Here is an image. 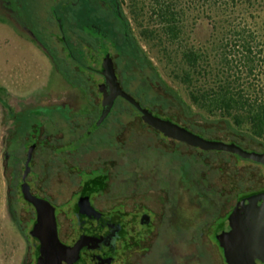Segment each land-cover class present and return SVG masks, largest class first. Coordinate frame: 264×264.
Instances as JSON below:
<instances>
[{
  "label": "rangeland",
  "instance_id": "1",
  "mask_svg": "<svg viewBox=\"0 0 264 264\" xmlns=\"http://www.w3.org/2000/svg\"><path fill=\"white\" fill-rule=\"evenodd\" d=\"M119 1L130 23L135 44L144 52L146 62L152 67L146 64L142 72L135 69L132 89L145 82H154L158 77L178 93L193 113H200L209 119L219 118L218 114H211L191 103L186 87L178 78L185 67L178 44L159 45L143 38L139 23L145 20L135 21L127 0ZM61 3L63 0H0V264H29L33 250L27 235L34 221V210L25 204L16 188V173L25 157L23 142L28 133L27 124L43 118L51 132L60 129L57 137L67 142L81 134L98 116L90 97H85L59 73L51 56L50 50L62 55L60 28L53 17L54 7ZM207 31L208 26L204 22L196 35L202 38ZM190 35L193 37L195 34ZM95 78L97 82L101 81L100 76ZM136 117L129 112L111 115L105 129L111 134V125H119L117 136L110 146L95 147L86 158L91 159L94 165L101 159L111 160V189L105 192L111 191V201H121L129 192L157 188L174 193L176 206L172 223L185 227H180V238L175 230H167L163 234L164 247L153 245L137 254L132 262L120 261V264H219L213 243L216 242L214 233L209 234L212 242L206 233L213 220L224 210L229 211L234 204L235 191L226 174H221L219 163L214 161L217 157L213 155L212 160L203 162L193 157V151L186 147L178 148L180 155L173 156L170 146L158 144L148 132L143 134L144 140L140 142V138L130 136L122 127ZM97 139L99 136L95 133L92 140ZM84 141L78 140V145L84 144ZM143 144L146 145L141 151ZM41 147H44L43 144ZM69 149L72 147L51 146L45 155L48 160L60 159L63 151ZM6 154L10 156L7 162ZM41 160L37 158L33 171L44 175L39 178L32 174L35 183L32 185L35 193L51 202L55 215L63 212L62 227L75 225L74 211H68L73 206L77 209L75 205H79L80 212L88 213L95 219L108 218L107 212L97 210L89 194L78 189L86 180L101 175L100 168L86 173L77 167H62L64 172H55L52 167L40 168ZM239 165L241 185L238 188L250 190L264 187L263 166L248 159L241 160ZM95 202L102 206L101 199L97 198ZM27 209L32 211L31 216ZM118 209L119 206H113L111 214L119 218ZM71 217L73 221H70ZM189 221L195 226L192 245L181 237L189 236L185 230Z\"/></svg>",
  "mask_w": 264,
  "mask_h": 264
},
{
  "label": "trees",
  "instance_id": "2",
  "mask_svg": "<svg viewBox=\"0 0 264 264\" xmlns=\"http://www.w3.org/2000/svg\"><path fill=\"white\" fill-rule=\"evenodd\" d=\"M127 2L134 20H145L144 23L143 20L139 23L143 38L159 45L174 42L178 44L185 65L178 78L186 87L191 103L205 108L211 114H218L219 118L209 119L200 113H193L178 93L158 77L154 82H145L132 89L135 69L142 72L146 64L151 66L146 62L144 52L135 44L130 23L119 0H63V3L54 7L55 14L61 19L58 24L64 51L62 55H57L46 48L51 51L59 73L85 97H90L99 116L101 91L95 78L98 67L96 61H100L107 54L111 56V63L114 64L108 70L115 77L119 89L135 99L143 109L185 128L200 140L233 144L248 152L264 154V0ZM204 22L208 26L207 35L198 38L196 31ZM191 33L195 35L190 37ZM120 112L137 116L122 127L130 136L136 135L140 138V142L144 140L143 134L148 132L158 144L170 146L173 156L180 155V147L192 150L193 157L196 156L203 162L212 160L213 155L216 156L214 161L219 163L221 174H226L235 191L234 204L227 217L246 198L264 193V187L250 190L238 188L241 181L239 162L248 159L264 167L263 162L229 151L204 149L189 144L181 135L174 134L175 129L170 125H151L146 122L129 100L117 95L111 115H118ZM97 118L87 128L96 132L91 136L87 130L82 132L85 140L82 146L78 145L76 137L63 143L55 140V135L50 132L53 137L52 144L57 148L72 147L63 151V154L68 156L69 161L77 162L78 155L87 147L94 149L97 145L108 143L109 133L101 129L109 125L110 119L98 125ZM36 122L28 123L27 131L34 129L37 143L42 144L49 128L43 118ZM119 127L117 124L111 125V143L117 136ZM95 133L99 139L92 140ZM145 145H142L141 151ZM36 147L47 152L41 145L33 143L28 146V150L24 151L25 167H20L16 173V188L25 204L35 210L30 232L41 242V255H46L56 245L57 223L56 215L51 210V202L35 193L32 185V174L39 178L44 175L36 171L31 173L28 166ZM157 147L160 149L161 145ZM76 162L68 168H80L81 164ZM83 169L89 170V173L92 170L87 167ZM105 176L106 174L95 175L86 180L81 191L90 196L93 192L102 191L107 186ZM75 207L79 224H84L89 214L80 212L79 205ZM120 218L111 216V223L121 222ZM95 221L110 222L109 217ZM222 261L220 259L219 264H224Z\"/></svg>",
  "mask_w": 264,
  "mask_h": 264
},
{
  "label": "flooded vegetation",
  "instance_id": "3",
  "mask_svg": "<svg viewBox=\"0 0 264 264\" xmlns=\"http://www.w3.org/2000/svg\"><path fill=\"white\" fill-rule=\"evenodd\" d=\"M53 17L57 19V23L61 22V19L57 14H55V12L53 13ZM63 51L64 49L62 48V52ZM96 63L98 66L96 68L97 75L101 77V81L97 82V84H105L106 79L104 73L111 75L108 67L111 68V66L114 65L113 63H111V56H107L106 54L103 58H101L100 61H96ZM107 94L110 95V97L106 100V105L104 106L102 104L103 93L101 92V97L99 100L101 103V110L97 118V122L104 111L109 109V112L105 119L98 125H101L104 121H106V119H110L111 117V108L113 106L115 98L111 100V90L108 87ZM91 123L92 121L87 128L91 127ZM87 128L85 130L88 131L89 136H91L92 133L96 132V130ZM101 130H103L104 132L109 131L105 128H102ZM50 132L51 130L49 129L47 136L44 138V141H42V144L46 151L47 148L51 146H54L56 148V145L52 144L53 137L50 135ZM59 133H61L60 129L53 132V134L55 135L54 139H58L63 142L61 138L57 137ZM36 136L37 133L34 131V129H31V131L26 134L23 142V151L28 150V146L33 143L35 145H41L40 143H37L38 140ZM81 139H84L82 133L76 135V141ZM26 141L29 142V145H26ZM107 141L108 144L103 145L110 146V133ZM99 146L101 145H97L96 147ZM92 150L93 149L87 147L83 152L81 151L80 155H78V161L76 162L69 161L66 154H62L61 156H59L60 159L48 160V157H46L45 155L47 152L43 153L41 148H35V152L28 163L31 173L33 171V167L37 166L36 160L38 157L42 159V167H48V169H50V167H54L56 168L55 172H64V170H62V167L71 166V164H74L75 162L81 164L80 170H83L86 173H89V170H84V167L91 166L90 168L92 170L100 168L102 174H106L105 177L107 186L100 192H93L90 197L94 201V204L98 211H101L103 213L107 212L109 214L108 217L110 222L99 223L96 222L93 217L88 215L85 219L84 224H79L76 217L75 208L73 206L68 211H74L72 217H74L76 221L75 225L73 226L72 224H70L69 227H62L61 214L63 212H61L59 216L56 215V245L53 246V249L47 251L48 253L46 255H41V242L37 239V237L31 234L29 228V234L27 236L28 239L32 241L31 244L33 249L29 264H120V261H122V263H129L132 262L133 258L138 257L141 252L147 251L148 248L153 245H160L161 247H164L165 243L163 241V234L167 230H175L177 236L180 238V227L185 226L172 223V215H174V208L176 206L175 194L170 191H165L162 188H157L155 190L146 192H129L124 198H122L121 201H111V191L105 193L106 190L111 189V160L101 159L95 163L96 165H94V162L91 159L86 158V156ZM9 157V154L5 155V162L9 160ZM21 163V167H25L26 159H23ZM78 189L81 190L82 186ZM97 198L101 199V207L95 202ZM116 205L119 206L118 213L121 217V222L111 223V216H115V214H111V210L113 209V206ZM31 212L29 211L30 216ZM227 215L228 211L224 210V212H222L217 218H215L212 224L208 226L210 227V230L208 231V233H206V236L210 241L211 239L209 238V234L214 233L216 241L213 242L215 252L219 257V260L223 259L224 264H226V262L223 257L222 249L219 245V241L222 237H224L228 229ZM122 216H125V220H122ZM72 217L70 221H73ZM29 219H31V217H29ZM186 227L187 229L185 230H187L189 236L181 237L183 239L186 238L188 244L192 245V243H194L195 237V226L192 221H189ZM212 227H214V230H212ZM217 227L220 228L217 229Z\"/></svg>",
  "mask_w": 264,
  "mask_h": 264
},
{
  "label": "water",
  "instance_id": "4",
  "mask_svg": "<svg viewBox=\"0 0 264 264\" xmlns=\"http://www.w3.org/2000/svg\"><path fill=\"white\" fill-rule=\"evenodd\" d=\"M104 75L106 83L99 85V90L103 93L102 104L104 106L110 97L107 94L108 87L111 90V100L117 95L123 96L142 113V118L146 122L151 125L157 123L170 125L175 129L173 133L181 135L189 144L204 149L229 151L264 163L263 153L248 152L233 144L200 140L185 128L154 116L148 110L143 109L135 99L119 89L112 74L104 73ZM108 112L109 109L101 114L97 124L105 119ZM219 245L226 264H264V193L250 196L235 207L228 217V229L224 237L220 239Z\"/></svg>",
  "mask_w": 264,
  "mask_h": 264
}]
</instances>
